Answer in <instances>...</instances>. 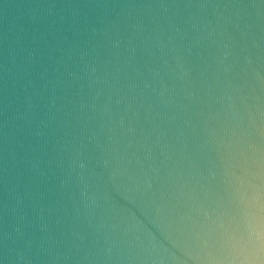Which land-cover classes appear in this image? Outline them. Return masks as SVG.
Wrapping results in <instances>:
<instances>
[{
  "label": "water",
  "instance_id": "95a60500",
  "mask_svg": "<svg viewBox=\"0 0 264 264\" xmlns=\"http://www.w3.org/2000/svg\"><path fill=\"white\" fill-rule=\"evenodd\" d=\"M0 264H264V0H0Z\"/></svg>",
  "mask_w": 264,
  "mask_h": 264
}]
</instances>
